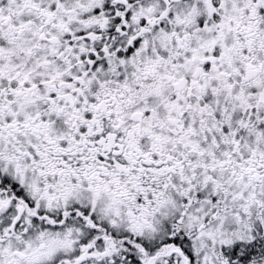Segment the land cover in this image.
I'll return each mask as SVG.
<instances>
[{
    "label": "snow or ice",
    "instance_id": "6c2138e0",
    "mask_svg": "<svg viewBox=\"0 0 264 264\" xmlns=\"http://www.w3.org/2000/svg\"><path fill=\"white\" fill-rule=\"evenodd\" d=\"M0 264H264V0H0Z\"/></svg>",
    "mask_w": 264,
    "mask_h": 264
}]
</instances>
